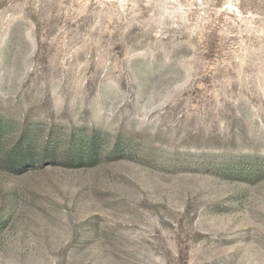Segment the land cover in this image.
I'll use <instances>...</instances> for the list:
<instances>
[{
	"label": "rangeland",
	"instance_id": "374dc122",
	"mask_svg": "<svg viewBox=\"0 0 264 264\" xmlns=\"http://www.w3.org/2000/svg\"><path fill=\"white\" fill-rule=\"evenodd\" d=\"M0 264H264V0H0Z\"/></svg>",
	"mask_w": 264,
	"mask_h": 264
}]
</instances>
